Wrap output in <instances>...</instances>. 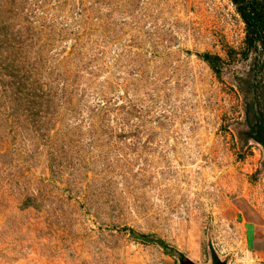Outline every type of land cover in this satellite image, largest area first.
Masks as SVG:
<instances>
[{"label": "rangeland", "instance_id": "1", "mask_svg": "<svg viewBox=\"0 0 264 264\" xmlns=\"http://www.w3.org/2000/svg\"><path fill=\"white\" fill-rule=\"evenodd\" d=\"M245 36L231 0H0V264H264Z\"/></svg>", "mask_w": 264, "mask_h": 264}, {"label": "trees", "instance_id": "2", "mask_svg": "<svg viewBox=\"0 0 264 264\" xmlns=\"http://www.w3.org/2000/svg\"><path fill=\"white\" fill-rule=\"evenodd\" d=\"M245 25V48L242 56L248 59L255 53V60L245 78L238 79L243 95L246 129L240 138L254 140L264 148V0H231ZM203 59L217 76L221 73V59L206 54ZM214 264H222L216 256Z\"/></svg>", "mask_w": 264, "mask_h": 264}, {"label": "crops", "instance_id": "3", "mask_svg": "<svg viewBox=\"0 0 264 264\" xmlns=\"http://www.w3.org/2000/svg\"><path fill=\"white\" fill-rule=\"evenodd\" d=\"M259 222H253L250 225L247 224V229L250 231V238H251V245L253 250H257L259 246L264 247L262 244H264V230H261L262 237L259 239L258 229L260 226L258 225ZM258 228V229H257ZM261 236V235H260ZM260 240V241H259ZM260 257L264 256V249L261 248L256 252Z\"/></svg>", "mask_w": 264, "mask_h": 264}]
</instances>
